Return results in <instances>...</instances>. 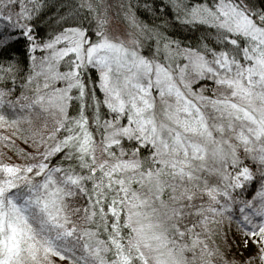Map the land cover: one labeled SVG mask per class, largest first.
Here are the masks:
<instances>
[{
  "label": "snow or ice",
  "instance_id": "snow-or-ice-1",
  "mask_svg": "<svg viewBox=\"0 0 264 264\" xmlns=\"http://www.w3.org/2000/svg\"><path fill=\"white\" fill-rule=\"evenodd\" d=\"M256 261L264 0H0V264Z\"/></svg>",
  "mask_w": 264,
  "mask_h": 264
},
{
  "label": "trees",
  "instance_id": "trees-1",
  "mask_svg": "<svg viewBox=\"0 0 264 264\" xmlns=\"http://www.w3.org/2000/svg\"><path fill=\"white\" fill-rule=\"evenodd\" d=\"M139 18L145 22H149L151 20H153L154 18L149 16L148 13H146L142 8L140 9V11L137 13ZM211 243V242H210ZM217 243H220L219 240H217ZM227 247L226 245H222V249L224 250H227ZM251 247V248H250ZM233 251V249H231ZM245 250V249H244ZM235 251L236 253L232 254L231 251H227V256L229 259H236V260H239V261H242V260H246L248 259L250 256L254 255L256 249L254 246L250 245L248 249H246L245 251L250 253V254H246L247 256L245 258L242 257L241 254L238 253V248H235ZM238 256H237V255Z\"/></svg>",
  "mask_w": 264,
  "mask_h": 264
},
{
  "label": "rangeland",
  "instance_id": "rangeland-1",
  "mask_svg": "<svg viewBox=\"0 0 264 264\" xmlns=\"http://www.w3.org/2000/svg\"><path fill=\"white\" fill-rule=\"evenodd\" d=\"M112 26L114 27V28H116V29H126L127 28V24L123 21V20H121V19H114L113 20V23H112ZM229 243H231V240L229 241ZM237 243H238V240H237ZM226 245V244H225ZM227 246V245H226ZM251 248V247H250ZM233 249V251L232 250H230L231 251V253L232 254H234V253H236V251H235V247H233L232 248ZM240 252V253H239ZM238 253L239 254H241L242 255V257L243 258H245L247 255L246 254H250V253H248V252H246L245 250H244V248L243 247H240V248H238ZM237 255V254H236ZM238 256V255H237ZM243 261V260H242ZM254 264H259V262L258 261H256V262H254Z\"/></svg>",
  "mask_w": 264,
  "mask_h": 264
}]
</instances>
